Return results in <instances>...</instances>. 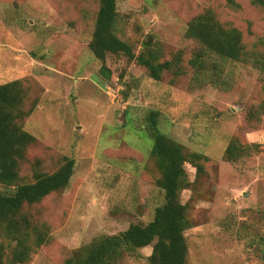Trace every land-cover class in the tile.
<instances>
[{
    "label": "rangeland",
    "instance_id": "rangeland-1",
    "mask_svg": "<svg viewBox=\"0 0 264 264\" xmlns=\"http://www.w3.org/2000/svg\"><path fill=\"white\" fill-rule=\"evenodd\" d=\"M98 10L99 0H0V86L22 83L31 109L23 130L37 140L21 182L54 173L64 158L75 161L68 189L33 209L50 242L27 264H63L153 220L164 193L150 157L152 112H159L164 135L209 158L199 180L186 165L194 183L181 194L193 223L184 235L187 264H264V119L248 120L264 100V8L251 0H120L115 32L136 53L151 38L164 61L182 54L159 82L122 55L95 58ZM206 12L242 33L245 61L215 56L203 71L191 67L198 44L186 31ZM233 138L259 151L228 163L223 157ZM155 244L120 264H151Z\"/></svg>",
    "mask_w": 264,
    "mask_h": 264
},
{
    "label": "trees",
    "instance_id": "trees-1",
    "mask_svg": "<svg viewBox=\"0 0 264 264\" xmlns=\"http://www.w3.org/2000/svg\"><path fill=\"white\" fill-rule=\"evenodd\" d=\"M99 0L93 41L90 49L95 58L105 62L109 55H122L144 67L149 77L161 81L182 61V54L164 61L157 44L150 39L136 53L132 45L120 39L115 30L118 23V2ZM253 6L264 8V0H251ZM186 38L198 44L190 60L193 69L205 70V61L218 56L233 62L245 61L243 35L236 28H225L211 12L194 17L188 25ZM264 47V40L261 42ZM264 74V58L262 63ZM109 79L110 72L101 70ZM26 95L20 81L0 86V264H27L34 253L50 242L49 227L33 215L35 206L46 198L66 191L74 175L75 161L64 158L61 167L51 174H38L34 182L22 183L20 169L28 150L37 144L31 134L23 130V121L31 114L26 109ZM159 112L149 116L153 147L150 157L158 177L155 185L164 193V204L155 210L153 220L143 225H131L118 236L103 238L84 250L70 255L63 264H120L123 259L152 245L151 264H187L188 246L185 233L193 228L190 204L181 202V194L190 190L186 165L196 170L197 180L207 173L209 158L191 152L181 143L164 135L158 126ZM264 119V100L248 115L249 121ZM259 151L256 144L244 145L231 139L224 161L237 163ZM32 212V213H31Z\"/></svg>",
    "mask_w": 264,
    "mask_h": 264
}]
</instances>
